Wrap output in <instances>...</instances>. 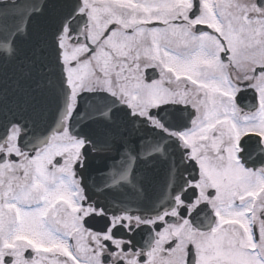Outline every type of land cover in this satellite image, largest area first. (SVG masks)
<instances>
[{"label": "flooded vegetation", "instance_id": "af4514ba", "mask_svg": "<svg viewBox=\"0 0 264 264\" xmlns=\"http://www.w3.org/2000/svg\"><path fill=\"white\" fill-rule=\"evenodd\" d=\"M200 1L194 18L192 0H99L91 9L88 34L100 42L99 59L122 99L138 111L181 106L185 121L215 130V140L184 139L198 149L207 216L136 235L127 256L119 251L136 264H188L190 252L196 264H264L263 157L249 163L240 155L247 134L264 143V39L231 38L234 17L256 18L264 29V1ZM198 25L210 30L198 32ZM71 199L53 173L23 157L5 160L0 264H101L106 249L84 229L83 209ZM212 217L213 227L202 230Z\"/></svg>", "mask_w": 264, "mask_h": 264}, {"label": "snow or ice", "instance_id": "6c2138e0", "mask_svg": "<svg viewBox=\"0 0 264 264\" xmlns=\"http://www.w3.org/2000/svg\"><path fill=\"white\" fill-rule=\"evenodd\" d=\"M93 2L0 0V165L23 157L53 173L100 237L101 264H136L119 256L136 235L207 216L198 149L184 139L216 136L185 121L181 106L138 111L118 95L88 34ZM240 146L241 156L264 157L259 137Z\"/></svg>", "mask_w": 264, "mask_h": 264}, {"label": "rangeland", "instance_id": "374dc122", "mask_svg": "<svg viewBox=\"0 0 264 264\" xmlns=\"http://www.w3.org/2000/svg\"><path fill=\"white\" fill-rule=\"evenodd\" d=\"M95 2L96 1H99V0H94ZM230 3V0L227 1ZM207 6H210V0H207ZM206 10H209L211 11L208 7H205ZM209 14V12H208ZM213 14V12H212ZM236 24L233 25V27H236L237 29L233 28L232 29V35H231V38L234 40H238L239 42L243 43L247 40V38H251L253 39V42H254V45H256L258 42H261L262 39H264V29H258L256 27V22L258 21L256 18H247V17H244V19H241V17H239L238 19H236L234 17V20H233ZM254 24L253 27L251 28L250 24ZM257 28V29H256ZM234 44H236V42L234 41ZM254 49L255 46L253 47Z\"/></svg>", "mask_w": 264, "mask_h": 264}, {"label": "water", "instance_id": "95a60500", "mask_svg": "<svg viewBox=\"0 0 264 264\" xmlns=\"http://www.w3.org/2000/svg\"><path fill=\"white\" fill-rule=\"evenodd\" d=\"M262 1H263V0H260V3H262ZM195 13H197V12H195ZM244 158H245V160L248 161L249 163H250V161L253 162V159H252L251 157H249L247 154H245ZM261 163H264V160L261 161ZM155 191H156V194L159 195L160 198L162 199L163 196L166 194V191H167V190L158 187ZM208 227H210V226H208ZM208 227H206V228H208ZM206 228H205V229H206ZM190 256H193V254L191 253ZM190 264H194V260H192V261L190 262Z\"/></svg>", "mask_w": 264, "mask_h": 264}]
</instances>
